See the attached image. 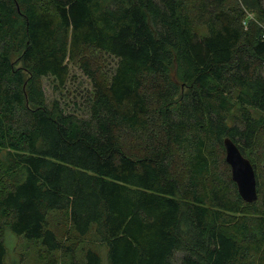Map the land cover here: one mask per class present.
Returning <instances> with one entry per match:
<instances>
[{
    "label": "trees",
    "instance_id": "obj_1",
    "mask_svg": "<svg viewBox=\"0 0 264 264\" xmlns=\"http://www.w3.org/2000/svg\"><path fill=\"white\" fill-rule=\"evenodd\" d=\"M240 1L0 0V264L5 231L77 264L49 212L92 227L106 264H264V169L248 160L257 147L264 165V33ZM85 49L115 60L106 85ZM67 63L90 80L86 117L44 98ZM224 138L253 170L251 203Z\"/></svg>",
    "mask_w": 264,
    "mask_h": 264
},
{
    "label": "rangeland",
    "instance_id": "obj_2",
    "mask_svg": "<svg viewBox=\"0 0 264 264\" xmlns=\"http://www.w3.org/2000/svg\"><path fill=\"white\" fill-rule=\"evenodd\" d=\"M240 2L241 5H243L245 16L249 19L248 21H255L253 23L259 24V28H261L264 33V28L262 26L264 24L259 18L260 14L258 13L259 5L254 4L258 1L241 0ZM17 57V55H12L11 58L12 60L16 61ZM78 57L79 59L85 58L91 61V63L97 67L95 77L98 82L102 86L107 84L110 71L113 68L115 62L113 58L108 57L97 50L86 49L80 51ZM15 65L20 66L18 62H16ZM40 83L44 98L48 104L54 101L64 113L86 117L85 98L92 94L93 89L91 87L90 80L78 68L77 65L67 63L66 81L61 87H58L55 81L50 77L42 78ZM169 102L171 103V99ZM165 106L171 108L172 104L167 103ZM248 158L250 162L254 163L258 171H263L264 165L259 156H257V147L252 150ZM175 171L176 174L182 175L180 168L177 167ZM46 222L47 226L62 242L64 247L72 251L73 258L77 264L81 263L83 255L82 253L87 248L96 251L100 256L101 264H106V249L94 235L92 227L89 228L86 236L77 237L72 231V228L68 225L66 216L61 212L47 213ZM3 244L6 251L3 264H51V262L54 264H68L69 262V257L64 252L58 251L45 254L44 249L39 242L25 240L20 236L17 237L13 235L9 231L4 232ZM42 255L43 258H41Z\"/></svg>",
    "mask_w": 264,
    "mask_h": 264
},
{
    "label": "water",
    "instance_id": "obj_3",
    "mask_svg": "<svg viewBox=\"0 0 264 264\" xmlns=\"http://www.w3.org/2000/svg\"><path fill=\"white\" fill-rule=\"evenodd\" d=\"M224 161L230 170V179L242 201L251 203L256 199L253 170L247 159L241 156L236 146L227 138L222 140Z\"/></svg>",
    "mask_w": 264,
    "mask_h": 264
}]
</instances>
